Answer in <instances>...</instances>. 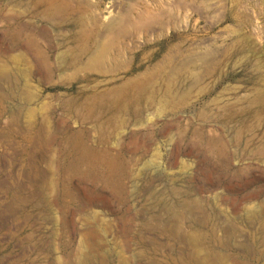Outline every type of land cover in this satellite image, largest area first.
Returning a JSON list of instances; mask_svg holds the SVG:
<instances>
[{"label": "rangeland", "instance_id": "374dc122", "mask_svg": "<svg viewBox=\"0 0 264 264\" xmlns=\"http://www.w3.org/2000/svg\"><path fill=\"white\" fill-rule=\"evenodd\" d=\"M0 264H264V0H0Z\"/></svg>", "mask_w": 264, "mask_h": 264}, {"label": "bare ground", "instance_id": "6f19581e", "mask_svg": "<svg viewBox=\"0 0 264 264\" xmlns=\"http://www.w3.org/2000/svg\"><path fill=\"white\" fill-rule=\"evenodd\" d=\"M176 92H174L171 88L163 89V90H157L154 93V97L160 102V107H163V104L173 98H177Z\"/></svg>", "mask_w": 264, "mask_h": 264}]
</instances>
